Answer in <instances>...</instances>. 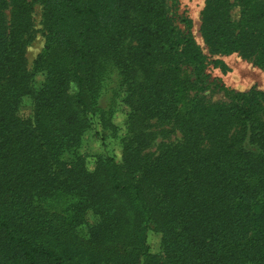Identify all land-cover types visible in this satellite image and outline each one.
Masks as SVG:
<instances>
[{
    "label": "trees",
    "instance_id": "obj_1",
    "mask_svg": "<svg viewBox=\"0 0 264 264\" xmlns=\"http://www.w3.org/2000/svg\"><path fill=\"white\" fill-rule=\"evenodd\" d=\"M171 1L0 0V264H264V92L197 97L206 57L173 25ZM35 4L37 90L25 56ZM200 34L211 55L264 69V0H204ZM25 97L31 120L18 115ZM118 103L121 161L88 169L90 117L115 135ZM151 123L180 140L148 151ZM87 212L98 223L83 238Z\"/></svg>",
    "mask_w": 264,
    "mask_h": 264
},
{
    "label": "rangeland",
    "instance_id": "obj_2",
    "mask_svg": "<svg viewBox=\"0 0 264 264\" xmlns=\"http://www.w3.org/2000/svg\"><path fill=\"white\" fill-rule=\"evenodd\" d=\"M204 7V0H175L167 3L168 16L173 25L183 34L189 36L196 46L206 57L204 70L205 79L202 90L196 96L206 104L227 103L222 88L235 92H245L249 89H256L264 92V69L256 66L251 60L243 59L237 54L231 55H211L203 42L200 34L201 11ZM33 27L32 41L26 49L27 69L32 74V89H39L44 82V72L35 70L33 62L41 53L45 44L44 32L41 25V6L35 4L33 7ZM215 61H220V65H215ZM195 93H192V96ZM32 100L25 97L18 110V115L22 119H32ZM126 108L122 104H117L116 113L112 117V124L116 127L115 135L110 131H103L99 121L95 117H90V126L82 137V143L78 154L83 156L88 169L93 168L95 156H110L116 162L121 161L120 140L125 135L124 123L126 118ZM150 134V152H157L160 144L176 143L180 140L178 132L169 126H159L151 123L147 130ZM66 160L68 158L66 157ZM50 209L55 207V202L47 203ZM98 223V217L92 212H87L84 223L79 227L78 232L83 238L88 237V227ZM146 242L149 252L152 255L161 254V235L152 231L146 233Z\"/></svg>",
    "mask_w": 264,
    "mask_h": 264
}]
</instances>
